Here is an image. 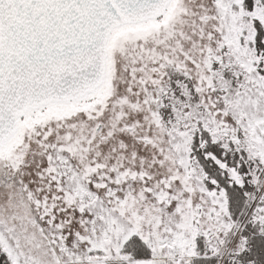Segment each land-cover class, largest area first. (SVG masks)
<instances>
[{
    "label": "snow or ice",
    "instance_id": "snow-or-ice-1",
    "mask_svg": "<svg viewBox=\"0 0 264 264\" xmlns=\"http://www.w3.org/2000/svg\"><path fill=\"white\" fill-rule=\"evenodd\" d=\"M0 264H264V0H0Z\"/></svg>",
    "mask_w": 264,
    "mask_h": 264
}]
</instances>
